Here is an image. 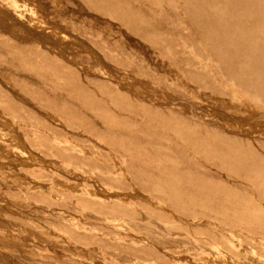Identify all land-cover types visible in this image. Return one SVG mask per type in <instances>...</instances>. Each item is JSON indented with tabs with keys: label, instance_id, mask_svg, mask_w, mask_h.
I'll return each mask as SVG.
<instances>
[{
	"label": "rangeland",
	"instance_id": "374dc122",
	"mask_svg": "<svg viewBox=\"0 0 264 264\" xmlns=\"http://www.w3.org/2000/svg\"><path fill=\"white\" fill-rule=\"evenodd\" d=\"M17 1L0 0V264H264V229L218 215L233 196L264 218V103L183 1ZM235 3L225 21L264 20V0Z\"/></svg>",
	"mask_w": 264,
	"mask_h": 264
},
{
	"label": "bare ground",
	"instance_id": "6f19581e",
	"mask_svg": "<svg viewBox=\"0 0 264 264\" xmlns=\"http://www.w3.org/2000/svg\"><path fill=\"white\" fill-rule=\"evenodd\" d=\"M182 1H183V6L188 10V14H189L188 17L195 20L194 21L195 22V26H197V28H198L197 30L199 31L200 36L202 38L204 37L203 39H205L204 40L205 41V45H206V42H207V45H206L207 48L208 49L211 48L210 51L213 52L212 54H214V55H216V56L219 57L218 62L221 63L220 65L225 69V71L228 73V75L231 76L235 81H237V83L240 86H244L245 88L250 89V91H252L253 93H255L256 97L260 98V100H263V103H264V60H262V62H261V61H257L256 59L255 60L248 59L249 58L248 56L256 55L257 53L261 52L262 47L264 48V33H263V30H264V20H261L257 16H253V15L246 14V16H243L242 19L240 18L242 20V23H241L240 20H238L239 18H231L230 21H225V17L224 16L227 14L228 11H229L228 12L229 14H232V12L235 13L237 11L236 9H234V8H236V3H235V5L234 4L231 5V3L233 1H235V0H182ZM238 1L241 4V5H239V9H241V11L243 9L244 11L247 12V11L255 8V3H257L259 0H238ZM167 2H168V6L169 5L173 6V3H172L173 0H168ZM180 2H179V4H180ZM218 3L220 4L219 5L220 7L217 10V4ZM15 4L18 7H24V6H26V4H24L22 2H18L17 0H15ZM147 4H149V2ZM27 7L30 9L31 12H34V11L36 12L37 11L36 7H34V6H27ZM257 11L260 12V10H257ZM39 16H40V13H39ZM254 25L255 26H258V28L255 27V30L254 29L252 30V28H253ZM240 27H242V28H240ZM205 28L206 29L207 28L208 29H214V30L216 29L217 31L216 32L213 31V33H211L209 35V34H205L204 33V29ZM260 28H262V29H260ZM142 33L146 34L145 35L146 36L145 38H148V36L150 35L149 33L145 32V31H141V34ZM219 42L225 43L226 44V48L218 46L217 43H219ZM260 100H258V101H260ZM115 131L117 132V131H120V130H115ZM127 131H129V130H127ZM117 133H119V132H117ZM227 138L226 137H225V139L223 138L224 141H222L219 138H218V140H221L223 144L226 143V145L228 147V143H229V141L232 138L229 141L225 142V140ZM233 139L235 140V138H233ZM216 142H218V141H216ZM222 143H221V145H223ZM234 143H237L236 140H235ZM237 144H235L236 145L235 148H237V146H238ZM218 145L219 144H216V147H218ZM234 146H233V148H234ZM243 147H245V146H243ZM247 147H249V146H247ZM247 147H246V150L244 149L245 151H248L249 150V149L247 150ZM122 148H125V146H123ZM221 148H222V146H221ZM224 148H226V147H224ZM224 148H222V149H224ZM238 148H239V146H238ZM238 148H237V150H235V149L234 150L235 151H238L239 150ZM126 149H124V150H126ZM202 149H207V148L203 146ZM158 150H162V149L159 148ZM214 151L216 152V150H214ZM227 151L228 152L230 151L231 155H230V153H227ZM231 151H232V149H230V150L227 149L226 150V153L229 154L230 156H233V153L234 152H231ZM226 153L224 154V156H226ZM246 153H248V152H246ZM238 154H240V153H238ZM242 154L245 156V152L244 153L242 152ZM252 154H253V152H252ZM236 155L237 154L235 153V155H234L235 157L234 156L233 157L234 158H236L237 156L239 157V155H237V156ZM254 155H257V154L254 153ZM254 155H252L253 156V159L255 158ZM224 156H223V159H225ZM252 156H249L250 157L249 158L248 155L246 154V159H248V158L251 159ZM257 156H261V155H257ZM238 157H237V159L240 158V157L239 158ZM242 158H245V157H242ZM259 158H262V157H259ZM256 159H257V157H256ZM234 160H235V164H237L236 165L237 168L234 167L235 165L233 166V164H234L233 162L234 161H232V160H231V162H229V166H228V164H226L229 160L227 162H225V164L223 163L222 165H224V167H226V169H227V166L230 167L231 170L234 169V168H236V169L239 170V168L241 167L240 168V171L244 172L245 174L247 173V175H249V174H255L256 171L254 170V168L257 167L258 164H260V162H262L261 160H259V163L256 164L257 166L256 165L253 166L252 164H247V163L244 164L243 162L242 163L244 165L241 164V161L240 160H242V159H240L238 161H236V159H234ZM221 161H224V160H221ZM242 161H244V160H242ZM248 161H250V160H248ZM237 162H240V163L238 164ZM230 163H232V166L230 165ZM255 163H256V161L253 164H255ZM261 166L264 168L263 164ZM226 169L224 168L225 172L227 173L228 170L226 171ZM236 169H234V170L236 171ZM257 169L259 170L260 167H258ZM163 172H165V170H163ZM242 172H239V173L241 174ZM234 173H237V171L234 172ZM234 173L232 172V174H234ZM232 174H230V176ZM238 176H240V175H238ZM245 177H243L244 181H246V183L249 182V181H247V179H245ZM256 177L257 178H255V179L257 181H260V182H258V184L260 183V186L259 187H261V189H264V176L261 175V173H260V175L257 174ZM255 179H251V180L254 181ZM165 181L167 182L168 180H165ZM152 182L153 183H158V185H159V183L162 184L163 181L162 182H160V181L154 182L153 180H148V183H152ZM168 182H170V181H168ZM188 182H190V181H188ZM248 184H250V183H248ZM202 185H204V184H202ZM252 185H254V184L252 183ZM255 188H257V187H255ZM257 189L259 190L260 188H257ZM257 189H254V190H257ZM217 192H219V191H217ZM221 192H223V191H221ZM176 194H173V195H175L174 196L175 198L176 197H180V196H178ZM227 195L225 193V196H227ZM231 197L232 198H229V200L235 201L236 203L239 202L238 205L237 206H234L233 205L234 209L231 210V208H230L231 205L226 206L225 204H223V205L226 206V209L223 210L224 209L223 208L221 211H219L218 215H221V214H222V216H224V215L225 216L230 215V218H232L233 216H235V217H233L235 220L237 218L236 216H238L237 219H239V220H242L241 218H239V216H241V215H243L244 217H247L246 218L247 220H245L246 221L245 223L247 224V226H246V224L244 225L247 228H244L243 227L245 229V231L248 228H250V227L253 228L254 226H257L258 229H264V218H261L263 216V212L262 211L255 210L254 209V205H247V204H244V203L241 204L240 202H242L241 201L242 198L235 199V197H233V196H231ZM261 198L264 199V193H263V195H262ZM215 204L218 205L219 203L216 202ZM220 205H221V203L219 204L218 207H220ZM227 207H229L230 210H229V208L227 209ZM239 208H241V210H239ZM214 210H213V213L215 214V211L216 210L215 211ZM196 211H198V210H196ZM196 211H194V210L192 212L190 211V213H191V215L193 217L194 216L196 217V215L197 216H200L198 214H201V213H198ZM216 213H217V211H216ZM202 214H203V212H202ZM215 215H217V214H215ZM233 222H228V223H225V225H218L216 227L218 229H220V230L223 231V228H225V226H228V225L232 226ZM240 222L239 223L237 222V223L240 224ZM252 228H251V230L255 229V228H253V229ZM233 230H235V231L242 230L241 232H243L242 226L241 227L240 226L239 227H235V228L233 226ZM260 231H261L260 233H262V230H260ZM227 232H229V231H227ZM233 233H234V231H233ZM233 233L231 235H234ZM243 234H244V232H243ZM245 240L247 242V238L246 237H245ZM222 241L224 242V243L222 242L223 244L228 243L230 241L229 240V237H227V235H224V233L222 235ZM229 244H227V246H230ZM262 250H263V248H262Z\"/></svg>",
	"mask_w": 264,
	"mask_h": 264
}]
</instances>
